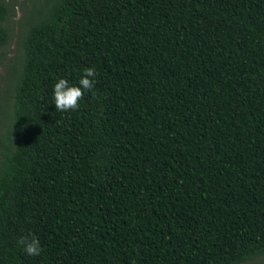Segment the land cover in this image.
I'll use <instances>...</instances> for the list:
<instances>
[{
  "label": "trees",
  "instance_id": "obj_1",
  "mask_svg": "<svg viewBox=\"0 0 264 264\" xmlns=\"http://www.w3.org/2000/svg\"><path fill=\"white\" fill-rule=\"evenodd\" d=\"M7 13L0 3V48ZM28 18L0 264L264 256V0H43ZM85 68L93 90L57 111L54 84L78 85Z\"/></svg>",
  "mask_w": 264,
  "mask_h": 264
},
{
  "label": "rangeland",
  "instance_id": "obj_2",
  "mask_svg": "<svg viewBox=\"0 0 264 264\" xmlns=\"http://www.w3.org/2000/svg\"><path fill=\"white\" fill-rule=\"evenodd\" d=\"M42 1L38 0L37 3V0H0V3L7 5L8 15L5 26L9 32L8 44L0 48V170L4 163L3 154L6 152L4 146L13 144L14 118L12 92L10 91L13 77L12 65L21 51L18 43L23 28H25L28 22L34 20L28 18V15ZM10 7L14 11V15L11 18ZM240 264H264V256H259Z\"/></svg>",
  "mask_w": 264,
  "mask_h": 264
},
{
  "label": "clouds",
  "instance_id": "obj_3",
  "mask_svg": "<svg viewBox=\"0 0 264 264\" xmlns=\"http://www.w3.org/2000/svg\"><path fill=\"white\" fill-rule=\"evenodd\" d=\"M95 77L96 70L94 68H85L78 85L70 84L67 79L59 78L53 87L55 109L61 112L78 110L85 92H91L93 90ZM19 243L23 246L25 254L30 257L38 256L42 251L39 240L35 237L31 240L23 237Z\"/></svg>",
  "mask_w": 264,
  "mask_h": 264
}]
</instances>
